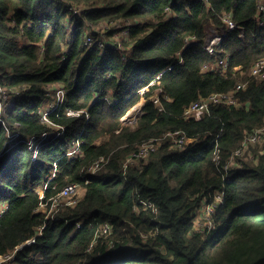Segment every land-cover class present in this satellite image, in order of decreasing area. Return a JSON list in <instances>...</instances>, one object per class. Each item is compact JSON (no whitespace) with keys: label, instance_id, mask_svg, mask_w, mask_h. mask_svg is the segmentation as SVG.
I'll return each mask as SVG.
<instances>
[{"label":"trees","instance_id":"1","mask_svg":"<svg viewBox=\"0 0 264 264\" xmlns=\"http://www.w3.org/2000/svg\"><path fill=\"white\" fill-rule=\"evenodd\" d=\"M259 4L0 0V85L22 92L0 115V256L36 238L13 264H264V138L252 161L225 170L245 139L264 129V81L249 76L264 58ZM74 5L86 10L74 12ZM226 15L245 33L228 32L211 54L204 48L208 29L223 30ZM105 20L122 25L111 38L128 31L122 49L86 44L88 24ZM226 58L227 68L204 71ZM241 83L247 86L236 92ZM52 87L64 88L66 99L44 122L40 110ZM234 91L240 106L219 104L200 118L184 117L192 104ZM142 101L143 114L124 125ZM60 131L62 138H44ZM177 131L188 136L184 149L164 139L124 175L142 144ZM12 135L19 141L6 152ZM75 144L80 154L71 158ZM100 160L102 168L89 175ZM75 183L85 189L75 207L49 219L37 211ZM218 193L214 228L196 230V213Z\"/></svg>","mask_w":264,"mask_h":264},{"label":"built area","instance_id":"2","mask_svg":"<svg viewBox=\"0 0 264 264\" xmlns=\"http://www.w3.org/2000/svg\"><path fill=\"white\" fill-rule=\"evenodd\" d=\"M203 1L207 2V0H203ZM71 10L76 12V9L73 7H71ZM261 13H264V0H260V4L258 6V15ZM223 23L225 25L223 30H219L215 27H211L209 29L210 35H209V37L206 38V40L204 42V48L211 54L216 53V48L220 47L222 40H223V37L226 36V34L228 32L238 31L240 37H242L245 33V29L240 27L239 25H237L229 15H226L223 17ZM114 24H116V26H118L117 23H114ZM260 24H264V21H261ZM121 33H123V36H127L128 31H123ZM86 44L88 46L98 44L100 49L103 52L108 46L115 47L117 45V44L113 45V44L109 43L107 39H104V36H102L99 39H96V37L92 33L91 34L87 33ZM117 46H119V49H122L121 45H117ZM182 63H183V59L181 58L179 60V64H182ZM228 65H229V59L226 58L224 60H221V61H218V62L212 64L211 66H206L204 68V71L205 72L210 71V70L215 71V70L221 69L222 67L227 68ZM173 68H174V66H171V67H169L168 70H172ZM249 76L251 78L256 79L259 82L264 81V58L260 59L259 61H257L255 63V65L252 67V69L250 71ZM246 86H247V83L238 84L236 92L244 89ZM2 87L3 86L0 85V88H2ZM4 88H6L7 90L10 91L8 93V95L10 97L8 98L7 105H4V106H2V108H0V115L2 114L5 107L11 106L14 103L15 97H19L22 94V92L20 91L21 89L16 90V89H9V87H4ZM52 89L53 90H51L48 94V96L51 98V101L48 102L47 104H45L43 106V108H41V110H40V114L42 115L44 122H48L46 117L48 116L49 112L51 111V108H53V107L55 108L59 103H62L66 99V91L64 88L52 87ZM147 89H148V87H146L142 91V95L147 91ZM153 101L157 106L160 105V100L158 97H154ZM219 104L240 106L238 99L236 98L235 91L232 93H226V94H214V95L210 96L208 99L194 103L190 107H188L185 110L184 117L186 119L200 118L202 115L210 113L212 106L219 105ZM259 132H261V134ZM262 132H264V129L260 130V131H256L255 133L250 135L247 139H245V141L243 143V147L235 153V155L229 160L228 165L225 167V170L227 172H228L229 168H231V169L232 168H240L241 163H238V160H241L240 157L244 155V152H245L247 146L249 145L248 142H256L258 139H259V142L262 141V138H264V135L262 134ZM63 135H64V131H60L58 133H53L50 135H44V138L45 139H48L51 137L62 138ZM10 139H11V142L9 144V147H7V149L5 150L6 152L11 151V149L16 145V143L19 141V135H12L10 137ZM164 139H170L171 142L174 144V146L179 148V149H184V147L186 146V144L188 142L187 134L184 131H177V132L167 133L161 139H153V140H150V141L142 144L138 148V150L128 158L126 165L124 167V175H126L127 167L129 165L138 164L140 162L147 161L154 153H156L158 151V149L160 148L161 142ZM28 144H29L31 149L36 147V144L34 141H29ZM79 154H80L79 144H75L72 147V149L70 150L69 156L71 158H76V157H78ZM253 159H254V157L252 158V160ZM103 162H104L103 160L96 161L88 169V174L91 176L96 175L99 172V170L102 168ZM215 162L217 165L220 164V157L218 155L215 157ZM227 172H225V173H227ZM54 176H55V174H53V177ZM53 177H52V179H53ZM226 177L227 176L224 175V178H226ZM84 191H85V189L81 184H77V183L70 184V185L66 186L56 197L50 199L47 203H42L41 206L37 209V211H39L43 214H46V219L54 217V215L61 208L75 207L79 203V201L83 198V196L85 194V193H83ZM41 194H42L41 200L44 201L43 192H41ZM221 202H222V194L218 193L216 198H215V202L213 204H208V203L203 204L202 209L196 213L195 220H196L197 216H204L208 220V224L210 225V227L208 226L207 229L209 231H211L214 228L213 227L214 223L212 220V215L214 213V209L216 208L217 204H219ZM141 203L144 205L145 208L152 209L154 213L157 212V209L155 208L154 204L151 201H142ZM3 211H4V207H0V215ZM195 226H196V223H195ZM44 228H45V226L41 227L39 229V234L37 236L42 234V231L44 230ZM109 231H110V226L105 225L104 226V233H107ZM35 243H36V238H33V239L29 240L28 242H26L25 244L17 247V249L15 251H13L12 253L0 256V264H7V263H11V262L14 263V260H15L17 253L19 251H21L22 249H24L28 246H31Z\"/></svg>","mask_w":264,"mask_h":264},{"label":"rangeland","instance_id":"3","mask_svg":"<svg viewBox=\"0 0 264 264\" xmlns=\"http://www.w3.org/2000/svg\"><path fill=\"white\" fill-rule=\"evenodd\" d=\"M73 8L76 9V12L86 10V8L84 6H78V5H74ZM108 21L109 20H105V21L97 23V24H88V26H87L88 27V33L93 34L95 32L96 34H99L100 36H105L104 39H107L109 43H111L113 45H116V44L121 45L123 43V38L121 37V36H123V33L115 36L114 38H111L113 36H108V35L113 30V28H120L122 25L118 24V26H116V24L110 23ZM209 35H210V33H209V29H208L207 37H209ZM9 92L10 91L4 87L0 88V108H2V106H4V105H7L8 98L10 97L8 95ZM144 104H145L144 101L141 102L138 106H136L134 109H132L126 115V117L123 120L124 125H126V124L134 125L136 123V121L143 114L142 109H143ZM259 133L261 134V132H259ZM262 134L264 135V132H262ZM248 144L249 145L247 146V148L244 152V155L240 157L241 160L240 161L238 160V163H240L242 161H247V162L252 161L254 153L258 152L261 149V146L263 145L262 141L259 142V139L256 142H248ZM83 193H85V191ZM195 223H196V229L198 231H200V232L209 231L207 229V227L208 226L210 227V225L208 224V220L204 216H197ZM7 264H13V262L7 263Z\"/></svg>","mask_w":264,"mask_h":264},{"label":"bare ground","instance_id":"4","mask_svg":"<svg viewBox=\"0 0 264 264\" xmlns=\"http://www.w3.org/2000/svg\"><path fill=\"white\" fill-rule=\"evenodd\" d=\"M222 25H224V24H222ZM83 87H85V86H83ZM83 89H84V88H83ZM85 89H86V87H85ZM85 89H84V90H85Z\"/></svg>","mask_w":264,"mask_h":264}]
</instances>
